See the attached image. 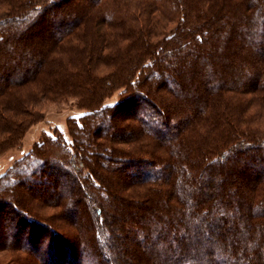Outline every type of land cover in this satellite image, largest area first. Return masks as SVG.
Instances as JSON below:
<instances>
[{"label": "trees", "instance_id": "trees-1", "mask_svg": "<svg viewBox=\"0 0 264 264\" xmlns=\"http://www.w3.org/2000/svg\"><path fill=\"white\" fill-rule=\"evenodd\" d=\"M70 97L0 175V264H264V0H0V152Z\"/></svg>", "mask_w": 264, "mask_h": 264}, {"label": "rangeland", "instance_id": "rangeland-1", "mask_svg": "<svg viewBox=\"0 0 264 264\" xmlns=\"http://www.w3.org/2000/svg\"><path fill=\"white\" fill-rule=\"evenodd\" d=\"M121 94L122 89H117L105 101L116 103ZM42 107L43 118L26 129L16 146L0 152V175L8 170L20 157L31 151L46 132L54 133L56 129H59L67 139H70V133L68 134L70 116L78 117L84 113L83 109L78 106V100L74 97L62 101H45ZM80 166L81 164L76 162L74 169L78 172ZM76 171L73 170L74 173Z\"/></svg>", "mask_w": 264, "mask_h": 264}]
</instances>
